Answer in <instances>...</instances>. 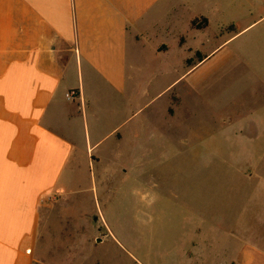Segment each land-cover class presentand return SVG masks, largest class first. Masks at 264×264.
I'll return each mask as SVG.
<instances>
[{"label":"crops","instance_id":"0c3cea01","mask_svg":"<svg viewBox=\"0 0 264 264\" xmlns=\"http://www.w3.org/2000/svg\"><path fill=\"white\" fill-rule=\"evenodd\" d=\"M217 1L0 0V264H33L40 211L79 203L71 165L78 157L88 159L93 195L113 166L102 163L141 162L150 151L136 122L150 104L166 98L151 121L173 132L201 113L205 82L233 67L223 52L234 36L216 43L231 26L208 33ZM201 19L202 28L192 27ZM144 51L154 65L146 86L167 79L160 91L143 89ZM71 91L78 96L68 101ZM165 138L175 142V134ZM240 257L264 264V252L249 244Z\"/></svg>","mask_w":264,"mask_h":264},{"label":"rangeland","instance_id":"374dc122","mask_svg":"<svg viewBox=\"0 0 264 264\" xmlns=\"http://www.w3.org/2000/svg\"><path fill=\"white\" fill-rule=\"evenodd\" d=\"M213 5L208 33L220 23L231 28L216 43L234 36L223 52L232 54L231 73L205 82V106L185 129L152 124L166 98L150 104L136 119L150 151L141 162L102 163L113 166L93 195L88 159L71 163L79 203L40 211L33 264H241L244 245L264 252V0ZM143 53V89L160 91L167 79L146 86L154 65ZM134 59L133 50L130 74ZM174 134L175 142L165 138Z\"/></svg>","mask_w":264,"mask_h":264},{"label":"built area","instance_id":"2783aa9c","mask_svg":"<svg viewBox=\"0 0 264 264\" xmlns=\"http://www.w3.org/2000/svg\"><path fill=\"white\" fill-rule=\"evenodd\" d=\"M77 96L78 95H77V93L75 91H71V92L67 93L66 99L68 101H73L74 99H76Z\"/></svg>","mask_w":264,"mask_h":264},{"label":"trees","instance_id":"16d2710c","mask_svg":"<svg viewBox=\"0 0 264 264\" xmlns=\"http://www.w3.org/2000/svg\"><path fill=\"white\" fill-rule=\"evenodd\" d=\"M201 21L203 22L202 24H195L197 23V21L192 22V27H197V28H202V26H204V24L206 23L205 19H201Z\"/></svg>","mask_w":264,"mask_h":264}]
</instances>
